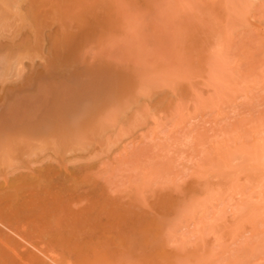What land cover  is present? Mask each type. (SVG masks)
<instances>
[{
    "label": "rangeland",
    "instance_id": "rangeland-1",
    "mask_svg": "<svg viewBox=\"0 0 264 264\" xmlns=\"http://www.w3.org/2000/svg\"><path fill=\"white\" fill-rule=\"evenodd\" d=\"M7 1L0 264H264V0Z\"/></svg>",
    "mask_w": 264,
    "mask_h": 264
},
{
    "label": "bare ground",
    "instance_id": "bare-ground-1",
    "mask_svg": "<svg viewBox=\"0 0 264 264\" xmlns=\"http://www.w3.org/2000/svg\"><path fill=\"white\" fill-rule=\"evenodd\" d=\"M7 2V4H5L4 3V5H1V2ZM0 0V6H2V8L1 9H3L4 10V8L3 7H8V9H9V6H10V4H9V2L7 1V0ZM11 1V0H10ZM13 1V0H12ZM26 1V0H25ZM18 2V0L16 1L15 0V2L13 1V2H11V4L12 3H17ZM19 2H21V1H19ZM24 2V1H23ZM3 4V3H2ZM15 5H17V4H15ZM19 6V5H18ZM11 7V6H10ZM12 8V7H11ZM19 8V7H18ZM0 9V10H1ZM5 10H7V9H5ZM10 10V9H9ZM17 11V8L15 9L14 8V11ZM31 11H33V10H31ZM0 12H3L2 10L0 11ZM13 12V11H12ZM4 13V12H3ZM9 14H11V11H9L8 12ZM17 13H18V11L17 12H13L11 15H12V17H13V14L14 15H17ZM32 13V12H31ZM6 14V16L8 15L7 14V12H5L4 13V15ZM18 14H22L21 12H19ZM11 15H9V18H12L11 17ZM0 16H1V13H0ZM19 16V15H18ZM23 16V17H22ZM28 16H30V15H28ZM33 16V15H32ZM1 17H3V16H1ZM16 17V16H15ZM8 17H6V19H7ZM17 18H19V19H21V18H23L24 20L23 21H25V18H24V14L23 15H21V16H19V17H17ZM1 20H5V18L4 19H1ZM1 20H0V22H1ZM30 20V19H29ZM22 21V20H21ZM5 23H7L8 22V19H7V21H4ZM13 22V21H12ZM27 22V21H26ZM9 23V22H8ZM7 23V24H8ZM16 23V22H15ZM6 24V25H7ZM23 24V23H22ZM38 24V23H37ZM1 25H3V24H1ZM19 25V24H18ZM25 25V24H24ZM42 25V24H41ZM2 27V26H1ZM0 27V29H2L3 27H5V26H3L2 28ZM11 27V26H10ZM13 27V26H12ZM11 27V28H12ZM16 27V26H15ZM9 28V27H8ZM13 29V28H12ZM2 32V31H1ZM67 33V32H66ZM55 62V61H54ZM10 67V66H9ZM12 68V67H11ZM4 75V74H3ZM2 75V76H3ZM2 76H0V77H2ZM43 96V95H42ZM18 98V97H17ZM16 98V99H17ZM23 99V97H21V100ZM24 99H26V97L24 98ZM32 99L33 100H19V102L20 103H17V105L19 104L21 107H19L18 106V108H23V109H25V108H27V109H29V110H36L37 112L39 111V110H41L43 107H45L44 109H47V107L49 108V106H46V105H42V104H44L45 103V100L46 99H44V97H32ZM18 101V100H17ZM17 101H14V102H17ZM12 104H13V102H12ZM125 107V106H124ZM123 108V107H122ZM50 109H54V106H53V108L51 107ZM43 110V109H42ZM47 110H49V109H47ZM46 110V111H47ZM45 111V112H46ZM53 111V110H52ZM25 115H27V114H25ZM7 116V115H6ZM8 116L10 117L11 115L8 113ZM16 117H14V120H16V121H14V123L15 122H20V121H17L19 118H17V119H15ZM21 118V117H20ZM11 119V120H10ZM19 120H21L22 121V118L21 119H19ZM10 121L13 123V119L10 117L9 118V121H8V119H7V121L6 122H8L9 124H10ZM27 121V120H26ZM25 123V122H24ZM17 148V145H15L14 147H13V149H16ZM7 149H2V147H1V145H0V155L2 156L3 155V152H5ZM8 151V150H7ZM6 151V152H7ZM11 151H13V150H11ZM8 152H10V151H8ZM18 154H19V152H17ZM21 154H19V156H20ZM14 157V159H16V157H15V155L13 156ZM2 158H4V155L2 156ZM8 158V157H7ZM5 159H6V156H5ZM10 159V158H9ZM8 159V160H9ZM0 160H3V159H0ZM12 159H10L9 161H11ZM0 162H3V161H0ZM2 164V163H1ZM50 170H51V168H50ZM53 170V169H52ZM49 169H48V167L47 168H43V169H41V171H39V170H33L32 171V173L31 174H33V176H31V174H29V176H25V178L26 179H24V181H23V179L21 178V181H23L22 182V185H18L19 186V188H18V186H17V183L18 184H21V181H17V180H15V181H13V183L15 182L16 183V186H15V183L13 184V186L11 185L12 184V182H9L8 181V183L10 184H8V193H6V192H4L3 191V184H2V187H1V191L4 193H2L1 194V196L2 195H6L7 197H9V199L7 198V197H5V199L2 197V198H0V204H1V207L0 208H2V209H4V210H6V209H8L9 211H10V213H12V215H14L15 213V211H17V212H20V213H24V214H27V216H30L31 218H34V219H40V217H42L43 219L44 218H46V217H44V215L46 214V212H48L49 211V208L46 206V205H52L53 207L56 205V204H58V203H60V202H63L62 201V195L61 194H63V192H61L62 191V189H63V191H64V187L63 188H59V189H61L60 190V192H61V194H60V192L59 193H57L58 195H56V192H55V189H54V194L52 193H49V191H48V188L50 189V191L52 192V188L54 187V185H52L53 187L51 188L50 186H51V184H53L54 183V181L53 180H51V181H53L51 184L49 183V181L47 180V178L49 177V172H51V171H49ZM55 171V170H54ZM53 171V172H54ZM37 172V173H36ZM39 172H40V174H39ZM39 174V176H37L36 174ZM55 173H53V175H54ZM49 184H48V183ZM55 182H56V186L57 187H55L56 188V190H57V192L59 191V189H57L58 188V185H59V183L58 182H60V180H58V182H57V180L55 179ZM64 182V181H63ZM6 183H7V180H6ZM63 184H65V183H60V185H63ZM7 185V184H6ZM64 186V185H63ZM11 187V188H10ZM18 189H17V188ZM62 187V186H61ZM10 188V189H9ZM4 189H7V187L5 186V188ZM8 194V195H7ZM20 195H22L21 197H19ZM0 196V197H1ZM59 196V197H58ZM4 200L3 202H2V200ZM7 200V202H5ZM20 200H22V204H18L17 202L18 201H20ZM13 211V212H12ZM28 212L29 213H36V212H42V213H40V214H36V215H30V214H28ZM41 214H43V215H41ZM15 215H17V213L15 214ZM29 217V218H30ZM30 218V219H31Z\"/></svg>",
    "mask_w": 264,
    "mask_h": 264
}]
</instances>
